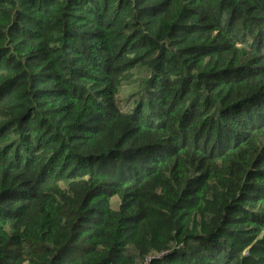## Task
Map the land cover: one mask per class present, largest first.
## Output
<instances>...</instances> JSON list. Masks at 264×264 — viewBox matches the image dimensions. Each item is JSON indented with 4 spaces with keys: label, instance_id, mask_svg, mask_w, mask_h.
<instances>
[{
    "label": "trees",
    "instance_id": "obj_1",
    "mask_svg": "<svg viewBox=\"0 0 264 264\" xmlns=\"http://www.w3.org/2000/svg\"><path fill=\"white\" fill-rule=\"evenodd\" d=\"M0 264H264V0H0Z\"/></svg>",
    "mask_w": 264,
    "mask_h": 264
},
{
    "label": "rangeland",
    "instance_id": "obj_2",
    "mask_svg": "<svg viewBox=\"0 0 264 264\" xmlns=\"http://www.w3.org/2000/svg\"><path fill=\"white\" fill-rule=\"evenodd\" d=\"M133 91H137L138 92V87H136V85L134 86V88H131L128 85H125L124 88L122 89V92H121V99L125 100V98L128 97L131 94V92H133ZM133 100L135 101V97H131L130 101L128 103V106L124 107V108H130L131 109L132 107H134ZM115 200H117V199H115ZM115 203H117V201H115Z\"/></svg>",
    "mask_w": 264,
    "mask_h": 264
}]
</instances>
